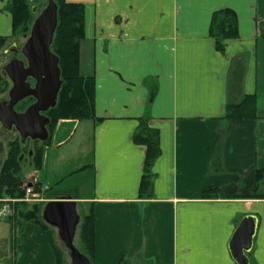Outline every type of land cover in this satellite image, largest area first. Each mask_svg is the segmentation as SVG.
<instances>
[{
	"label": "crops",
	"instance_id": "0c3cea01",
	"mask_svg": "<svg viewBox=\"0 0 264 264\" xmlns=\"http://www.w3.org/2000/svg\"><path fill=\"white\" fill-rule=\"evenodd\" d=\"M66 1L85 7L79 73L94 78L102 119L85 124L90 149L69 173L89 172L92 189L66 196L84 209L78 241L93 210L91 264H237L229 243L247 215L258 220L250 264H264V184L256 177L264 170V0ZM6 4L0 36L10 37ZM226 8L238 38L221 52L209 26ZM245 95L258 96L256 118L225 119L227 103ZM143 116L159 134L150 198L138 196L145 148L132 141ZM33 180L43 195L48 183ZM59 243L56 228L21 221L1 260L56 264L59 249L69 264Z\"/></svg>",
	"mask_w": 264,
	"mask_h": 264
},
{
	"label": "trees",
	"instance_id": "16d2710c",
	"mask_svg": "<svg viewBox=\"0 0 264 264\" xmlns=\"http://www.w3.org/2000/svg\"><path fill=\"white\" fill-rule=\"evenodd\" d=\"M32 0H7L5 6L12 18L11 36L24 35L30 30L35 15L32 12ZM57 5L58 24L54 32L51 51L59 58L62 85L58 93L57 103L49 110L50 133L60 120H95L94 96L95 81L93 77H84L79 73V43L85 33V7L82 3L54 0ZM10 37L0 36V49L4 47ZM209 36L214 39L217 50L223 52L227 40L238 38L237 19L233 10L226 8L215 11L212 15ZM5 88L0 87V92ZM257 95H245L240 101L228 102L225 108V119L240 120L256 118ZM50 138L34 147L32 152V167L39 169L42 163L43 146ZM136 145L145 148L143 170L139 182L138 196L150 198L152 195L153 175L152 166L160 155L159 134L151 128L147 116L138 118V126L132 135ZM25 144L20 138L8 142L7 151L0 165V198L22 199L24 191L21 176V154ZM257 180L264 184V170H258ZM36 191H40V184H31ZM255 188L257 186L255 185ZM254 189V188H253ZM49 190L43 191L47 194ZM214 191L205 192V196L212 195ZM256 194V193H255ZM263 197V194H257ZM26 204V202H19ZM42 210L39 204L25 212L20 211L19 219L26 221L34 219L42 228H50L39 215ZM80 253L85 255L90 263L94 250V213L89 211L80 226L79 231ZM57 263L62 264V252L56 249Z\"/></svg>",
	"mask_w": 264,
	"mask_h": 264
},
{
	"label": "water",
	"instance_id": "95a60500",
	"mask_svg": "<svg viewBox=\"0 0 264 264\" xmlns=\"http://www.w3.org/2000/svg\"><path fill=\"white\" fill-rule=\"evenodd\" d=\"M32 12H36L35 7ZM57 24V5L54 0H46L21 47L27 66L16 60L3 67L12 86L8 101H0V125L8 132L14 129L22 144L27 139L41 143L49 139L47 126L50 120L43 113L55 107L62 85L59 58L51 51ZM28 77L35 80L33 87L26 82ZM27 97H33L35 102L23 112L15 111L14 106ZM41 217L47 225L56 228L59 239L69 251L70 264H91L74 245L80 221L74 200L66 196L48 200ZM257 223L254 215L245 216L230 240L229 249L237 264H250L249 253Z\"/></svg>",
	"mask_w": 264,
	"mask_h": 264
},
{
	"label": "rangeland",
	"instance_id": "374dc122",
	"mask_svg": "<svg viewBox=\"0 0 264 264\" xmlns=\"http://www.w3.org/2000/svg\"><path fill=\"white\" fill-rule=\"evenodd\" d=\"M32 8L35 7V17L40 10L45 6L46 0H32ZM22 37V35H19ZM3 48V47H2ZM1 51V50H0ZM1 75V74H0ZM3 78L0 76V86ZM5 91V90H4ZM1 94V92H0ZM1 99V95H0ZM88 120H63L58 121L53 131L50 133V140L43 146L41 170L34 169L32 167V152L35 147H38V143L31 144L27 141L24 143V150L21 154V176H22V188L25 193L27 187H32L35 193L42 194V190L36 191L31 184H36L33 178L40 176V178L48 183V192L43 194V201H36L33 198L29 201H20L15 203H8L10 207L9 215L0 219V241L4 243V250H0V264H7L6 260L2 259V253H5L4 257L9 258L10 245L12 244L13 237L18 234V224L21 223L19 219L20 211L32 209L39 204L41 210L48 202L47 198H57L67 195H87L91 188V182L89 180V172L83 174H69L74 167H78L80 163H84V154L88 153L90 149L91 130L85 127ZM18 133L15 130L6 131L2 127L0 128V165L5 157L7 151L8 142L17 139ZM28 151H30L28 153ZM84 153V154H83ZM40 170V171H39ZM34 171V173H33ZM0 199H12V198H0ZM19 202H26V204H19ZM83 208L81 205L77 206V213L83 217ZM16 217L15 220H10L11 217ZM40 218L41 215H39ZM17 223V224H16ZM74 245L81 249L79 246L78 238H74ZM61 250L66 254V258L70 260L69 251L59 243ZM62 264H65V258H63ZM70 264V262H69Z\"/></svg>",
	"mask_w": 264,
	"mask_h": 264
},
{
	"label": "flooded vegetation",
	"instance_id": "af4514ba",
	"mask_svg": "<svg viewBox=\"0 0 264 264\" xmlns=\"http://www.w3.org/2000/svg\"><path fill=\"white\" fill-rule=\"evenodd\" d=\"M29 36V32L27 34L22 35V37H19V35L16 36H11V38H9V40L7 41L6 45L0 49V76L3 78L2 84H1V88H5V91L3 90L1 92V99L0 101H8V92L9 89L12 86L11 81L9 80L8 75L5 73V70L3 69V67L5 65H8L11 62H15L17 61H22L24 63V66H27L26 60L21 52V47L24 45V43L26 42L27 38ZM15 68V67H14ZM26 82L33 87L35 85V80H33L31 77H28L26 79ZM35 102V99L33 97H27L24 100L18 102L15 106H14V110L17 112H23L25 111V109H27L30 105H32ZM50 110V109H49ZM49 110H47L46 112L43 113L44 116H46L49 120L50 117L48 115ZM50 124V123H49ZM1 128V125H0ZM47 129L49 131V125L47 126ZM14 130V129H12ZM28 143H33L36 144L38 143V146L40 144H42L39 141H32L30 139L26 140ZM25 141V142H26ZM35 147V146H34ZM30 151H28L29 153Z\"/></svg>",
	"mask_w": 264,
	"mask_h": 264
},
{
	"label": "built area",
	"instance_id": "2783aa9c",
	"mask_svg": "<svg viewBox=\"0 0 264 264\" xmlns=\"http://www.w3.org/2000/svg\"><path fill=\"white\" fill-rule=\"evenodd\" d=\"M40 193H35L32 187H27L25 189L24 197L20 201H29L32 198L36 201H43ZM17 199H0V219L5 218L9 215L10 207L8 203L18 202Z\"/></svg>",
	"mask_w": 264,
	"mask_h": 264
}]
</instances>
